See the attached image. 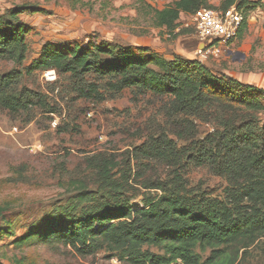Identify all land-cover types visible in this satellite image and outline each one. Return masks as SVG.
<instances>
[{"label":"trees","instance_id":"obj_1","mask_svg":"<svg viewBox=\"0 0 264 264\" xmlns=\"http://www.w3.org/2000/svg\"><path fill=\"white\" fill-rule=\"evenodd\" d=\"M235 2L222 0L218 8L208 0H175L162 10L144 6L156 28L177 37L187 32H176L182 14L226 10ZM37 12L46 13L25 4L0 14V59L23 63L28 28L21 17ZM240 13L237 38L247 21ZM30 68L67 75L75 93L99 102L104 97L98 84L106 83L114 94L128 89L165 98L167 104L164 122L148 124L143 142L120 161H90L94 191L79 188L15 239L16 248L61 244L82 256L103 251L131 264H221L226 249H246L264 237V89L216 76L198 60H167L148 48L113 42L66 51L46 43ZM18 74L0 75V106L25 112L35 100L45 113H56L43 97L17 89ZM206 125L210 130L201 136L199 127ZM198 168L226 183L221 196L188 183V173ZM135 200L140 206H132ZM5 211L0 206V219ZM9 234L4 223L0 235ZM197 251L210 255L203 261Z\"/></svg>","mask_w":264,"mask_h":264},{"label":"rangeland","instance_id":"obj_2","mask_svg":"<svg viewBox=\"0 0 264 264\" xmlns=\"http://www.w3.org/2000/svg\"><path fill=\"white\" fill-rule=\"evenodd\" d=\"M144 1V2H143ZM175 0H0V14L22 5H32L46 13L21 17L28 28V52L21 65L0 59V75L20 72L17 89L43 97L57 112L45 113L34 104L25 112L13 113L0 106V206L4 207L0 229L8 223L9 235H0V264H131L118 256L100 251L82 256L71 247L35 244L16 248L13 241L56 206H62L82 186L96 189L92 159L104 157L120 161L124 153L144 140L148 124L164 122L167 99L123 90L110 92L98 84L103 101L79 96L67 75L30 68L46 44L66 51L75 45L98 46L113 42L132 48H148L169 60L174 56L197 60L199 46L192 16L182 14L172 37L155 27L145 4L162 10ZM222 0H208L219 7ZM242 0H236L238 7ZM240 11L246 29L242 38L225 44L217 56L204 60L216 76L225 75L241 83L264 89V0H247ZM92 82V78L88 79ZM264 125V113L260 115ZM210 127L200 126L201 136ZM192 187L202 186L212 196H221L226 183L205 168L187 175ZM140 206L139 200L132 203ZM159 253L157 249H150ZM199 252V251H197ZM200 253V252H199ZM206 260L210 253H200ZM221 264H264V237L250 247L226 249ZM226 259V260H225Z\"/></svg>","mask_w":264,"mask_h":264},{"label":"built area","instance_id":"obj_3","mask_svg":"<svg viewBox=\"0 0 264 264\" xmlns=\"http://www.w3.org/2000/svg\"><path fill=\"white\" fill-rule=\"evenodd\" d=\"M191 16L199 41L195 54L201 63L217 56L221 47L234 41L243 23L242 14L234 6L226 10L203 8Z\"/></svg>","mask_w":264,"mask_h":264},{"label":"crops","instance_id":"obj_4","mask_svg":"<svg viewBox=\"0 0 264 264\" xmlns=\"http://www.w3.org/2000/svg\"><path fill=\"white\" fill-rule=\"evenodd\" d=\"M250 85V84H249Z\"/></svg>","mask_w":264,"mask_h":264}]
</instances>
